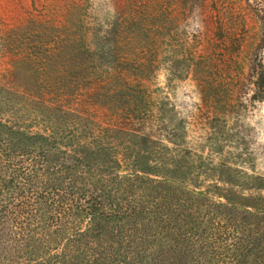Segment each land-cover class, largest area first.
<instances>
[{
	"label": "trees",
	"instance_id": "trees-1",
	"mask_svg": "<svg viewBox=\"0 0 264 264\" xmlns=\"http://www.w3.org/2000/svg\"><path fill=\"white\" fill-rule=\"evenodd\" d=\"M154 1L160 16L183 2ZM192 1L225 39L252 16L264 46V0ZM85 2L67 5L59 46L17 54L19 80L0 83V264H264V214L183 184L197 154L179 148L154 86L158 12L143 23L117 0L126 15L113 34ZM151 30L148 50L128 48ZM211 47L196 66L215 61ZM259 79L264 93V69Z\"/></svg>",
	"mask_w": 264,
	"mask_h": 264
},
{
	"label": "rangeland",
	"instance_id": "rangeland-1",
	"mask_svg": "<svg viewBox=\"0 0 264 264\" xmlns=\"http://www.w3.org/2000/svg\"><path fill=\"white\" fill-rule=\"evenodd\" d=\"M81 1L93 5L101 30L113 34L126 15L117 0H0V83L19 80L11 74L17 54L46 58L59 46L54 39L64 38L67 5ZM129 1L127 13H142L145 23L152 10L158 12L153 22L163 24L158 32L161 67L154 86L167 96L164 102L172 109L169 115L180 136L179 148L197 154L183 184L211 200L264 214V93L258 87L264 46L258 22L248 16L245 29L225 39L214 31L212 20H200L192 0L173 5L170 15L161 16L154 0ZM153 33L143 32L139 45L128 48L148 50L150 46L141 44L148 43L145 36ZM208 41L215 61L196 66L192 54ZM21 78L34 79L29 74Z\"/></svg>",
	"mask_w": 264,
	"mask_h": 264
}]
</instances>
